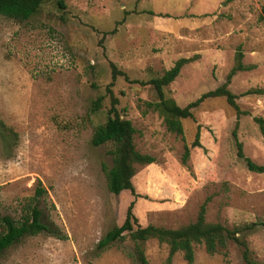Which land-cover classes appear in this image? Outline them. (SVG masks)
<instances>
[{
    "label": "rangeland",
    "instance_id": "obj_1",
    "mask_svg": "<svg viewBox=\"0 0 264 264\" xmlns=\"http://www.w3.org/2000/svg\"><path fill=\"white\" fill-rule=\"evenodd\" d=\"M66 0L61 10L45 0L38 14L17 22L0 16V199L1 212L20 220L26 206L45 190L38 206L54 234L26 237L3 252L0 264H141L127 236L105 250L100 240L121 226L130 203L126 190L110 192L113 145L93 146L95 129L106 122L112 66L118 75L112 91L117 109L131 120L136 149L156 159L137 166L134 214L143 227L178 229L196 221L206 204V221L239 233L250 258L264 264V172L248 170L238 158L232 133L245 156L264 167V0ZM250 70L239 72L230 90L243 114L225 98L205 100L183 121L184 139L169 132L147 102H157L148 82L181 58L194 60L166 88L181 107L225 83L238 48ZM103 96L102 108L93 111ZM145 113V114H144ZM201 125L203 148L190 145ZM7 139V140H6ZM148 264H189L182 252L168 262L169 247L143 244ZM194 264H247L242 246L210 255L195 245Z\"/></svg>",
    "mask_w": 264,
    "mask_h": 264
},
{
    "label": "trees",
    "instance_id": "obj_2",
    "mask_svg": "<svg viewBox=\"0 0 264 264\" xmlns=\"http://www.w3.org/2000/svg\"><path fill=\"white\" fill-rule=\"evenodd\" d=\"M55 1L59 9H66V0ZM233 1L226 0L225 2L230 3ZM44 2L45 0H0V16L10 18L17 22L27 21L38 14ZM259 21L264 22V5L261 8ZM194 58L179 59L162 76L153 78L148 82L136 81L144 85H150L158 97L157 102L146 103V112L149 110L156 111L163 118L167 130L181 136L183 139L185 133L183 121L186 119H194L193 110L198 108L207 99L225 98L227 103L236 110L238 119L241 115L246 114L238 105L237 100L239 97L230 90L233 78L239 72L250 70V67L246 66L243 62L244 53L240 47L236 52L235 64L228 73L225 83L221 86L203 94L198 100L191 102L186 107L179 106L173 98L167 96L166 88L179 77L184 66L192 62ZM111 66L113 74L112 82L106 87L107 93L111 96V108L108 111L109 116L106 122L95 129L92 145L96 147L107 143L113 145L111 151L113 166L111 169L105 168L109 190L114 195H120L123 191L128 190L134 197V200L127 209L124 223L121 226H115L111 229L100 240L98 248L100 250L108 249L115 243L123 242L129 236L135 245V256L137 260L141 264H148L143 244L149 240H157L161 244L168 245L169 263H171L177 253L182 252L185 260L189 264H194L195 245L204 244L206 251L210 255H214L226 250L229 242L234 241L245 248L244 259L247 264H258L250 258V250L246 240L238 236L239 233L254 230L256 224L245 225L243 228L231 230L221 223H209L206 221V204L201 206L196 221L178 229H168L155 225L143 227L140 224L133 210L138 198L146 199L147 197L137 193L133 184V178L136 175L137 166L155 164L156 159L148 154H142L136 149L135 135L137 130L131 120L125 116L123 117L117 109L119 100L112 91L118 75H126L118 71L115 64H111ZM126 78L128 77L126 76ZM250 94L264 95V89H251L246 95ZM103 101L104 97H99L94 103L93 111L101 109ZM255 122L264 131V119L255 118ZM1 127L5 128L4 124L0 121V134L4 137ZM238 127L239 120L232 133L237 147L238 158L245 162L248 170L263 173L264 167L257 165L253 160L245 156L243 144L238 139ZM201 129V125H198L194 141L190 145H185L182 159L185 164L190 159L192 148H203L200 141ZM44 194L45 190L38 187L36 196L28 203L20 220H16L10 215L2 214V203L0 199V258L4 251L26 237L36 236L41 233L54 234L52 227L43 221V211L37 204L39 197ZM262 224L264 225V222Z\"/></svg>",
    "mask_w": 264,
    "mask_h": 264
}]
</instances>
